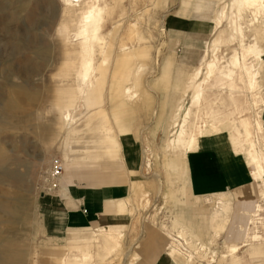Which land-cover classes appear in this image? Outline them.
I'll use <instances>...</instances> for the list:
<instances>
[{"label":"rangeland","instance_id":"374dc122","mask_svg":"<svg viewBox=\"0 0 264 264\" xmlns=\"http://www.w3.org/2000/svg\"><path fill=\"white\" fill-rule=\"evenodd\" d=\"M94 2V0H81L76 4H67L63 0H0V264H59L61 254H65L69 261L80 260L86 251L89 252L88 258L78 263L137 264L132 250L138 243L148 240L147 246L150 249L154 244L151 239L149 240L150 234L163 230L175 233L177 228L173 224V219L178 208L168 197L148 186V182L157 178L156 173L159 174L156 183L159 181L163 188L176 192L186 203V207L193 208L196 218L199 216V210L208 212L218 204L217 200L200 202L198 198L186 193L181 161H179L177 172L172 174L171 182L166 180L161 158L157 154L182 155L187 151L169 148L168 140L163 142L165 135L162 130L157 129L154 135L151 133L160 107L161 91L154 86V83L160 73L161 64L164 60L170 59L174 71L180 67L178 60L169 54L167 42L174 40L171 37L172 34L179 40L188 35L190 40L194 38L191 32L172 33L164 26L165 14L168 10L172 11L176 5L181 6L180 0H164L161 5H156L150 0H124L123 6L129 5V16L125 19L122 28L127 30V25L135 22L137 29H145L146 37L151 44L150 56L147 66L144 65L140 83L142 88L145 85L148 89L152 103L148 108L136 107L135 109L132 102L111 108L110 103L103 98L97 110L101 112L100 116L110 113L115 116L128 114L132 132L135 131L134 134L137 137L144 138V140H137L142 150V172L137 178L145 183L150 193V203L145 208L135 206L137 210L130 215L125 224L126 248L121 247L111 253L101 250L104 242L102 236H106L104 231L96 230L84 235L77 232L72 235L70 234L72 232L67 230L61 237H48L43 233L39 206L44 194L56 192L57 189H49L44 177L54 156L60 157L62 161L67 158L60 151L62 143L66 140V134L60 127L61 123L57 121V117L61 116L65 109L74 110L82 104V96L78 91L80 85L79 39L75 35L82 14ZM98 3L103 7L105 20L102 27L110 47L111 42H115L120 34L107 33V29L110 28L107 21L110 18L106 15L112 7H109V2L105 0H99ZM261 21H264V18ZM262 24H260V30L264 29ZM223 27L225 31L230 30L226 23ZM229 34L230 32L225 33V35ZM235 44L223 47L218 53L221 58L223 57L222 64L226 63L232 49H238ZM188 51L193 50L188 49ZM200 54L204 55L205 60L201 65L203 71L199 80L205 76V62L212 56L211 47L202 50ZM98 57H101L99 49L96 51V58ZM247 60V63L258 61V59L254 61V57H248ZM139 65V63L135 64V67ZM241 76L243 82L237 78L238 86L247 89L245 77L243 74ZM259 80L260 90L264 96L263 64L260 65ZM194 86L195 83L190 84L191 91L196 90ZM220 87L219 80L213 78L206 85L198 107L190 104V93L185 96V106L190 108L188 121L184 127L186 136L195 130L208 129L210 123L225 124L227 128L235 126L238 131L232 130L230 133L237 138V141L243 143V152H246L249 142L244 140L240 127V112L231 103L229 95L219 90ZM221 90L227 89L221 88ZM74 94L77 97H71ZM236 98L238 100L236 105L246 108V97L240 94ZM243 115L249 118L247 132L253 133L249 141L255 140L257 148L264 150L262 132L254 128V109L247 108ZM178 119L175 120L174 127L172 126L171 135L178 134L174 132L179 123ZM169 131L170 129L168 139ZM221 140L222 143L225 141L224 138ZM82 143L84 142H79L75 148L77 150L84 148L80 146ZM206 145L216 147L215 143ZM216 149L227 162L238 158L228 149L217 147ZM84 150L87 151L85 148ZM148 159L151 163L149 168L146 167ZM78 165H88L92 169L100 167L101 170L110 168L114 174H118L110 163L104 161L98 163L78 160L70 163L69 167ZM174 165L176 166L177 163ZM69 167L65 165V172ZM120 176L123 180L126 177ZM254 183L257 193L251 208L237 211L241 205L232 204L233 210L237 212L232 229L230 230L229 227L226 232L218 233L215 239L209 242L196 240L201 243L200 246L205 247L203 251L199 250L202 247L192 244L196 241L181 231L185 239L190 241V246H187V251L183 248L185 252L180 253L178 252V250L181 251L179 244L171 243V236L174 234L170 235V246L175 244L173 249L180 253L179 257L183 255L190 261L188 264L223 263L222 255H227V247L231 242L249 240L250 236L260 234L264 223V183L259 180ZM194 204L203 206L194 208ZM255 214L257 216H254ZM113 238L118 239L120 235H115ZM224 259L226 263L223 264H264V256L250 258L241 253L232 257L228 255Z\"/></svg>","mask_w":264,"mask_h":264},{"label":"crops","instance_id":"0c3cea01","mask_svg":"<svg viewBox=\"0 0 264 264\" xmlns=\"http://www.w3.org/2000/svg\"><path fill=\"white\" fill-rule=\"evenodd\" d=\"M105 1L109 2V7H112L106 15L107 18H110L107 21L110 24L107 33H117L120 35L115 42H111V46L108 49L109 57L95 58V78L92 86H89L82 96V105L76 111L77 114L81 115L80 121L73 129L70 138V141H91L84 142L80 146H84L87 150H96L99 156L89 157L90 155L85 152L84 148L78 149L79 151L75 153L70 152L69 155H62L67 157L63 160V164L66 167H69L70 163L78 160L98 163L104 161L110 163L113 170L118 174H114L110 168L108 170H101L100 167L92 169L88 165L70 166L66 172L63 171L64 174L60 179V185L56 189V192L44 194V198H42L39 206V213L42 230L46 236L61 237L67 230L68 232H72L70 233L72 235L77 232H81V235H84L96 230L104 231L106 236H102L104 242L103 249L101 250L111 253L115 249L126 248L127 242L124 239L126 220L137 210L135 206L142 208L148 206L150 203V193L146 189L145 183L140 178H137L142 172V150L137 140H144V138L137 137L134 134L135 131L132 132V124L128 114L115 116L110 113L100 116L99 113L101 112L97 110V107L102 104L103 98L110 103L111 108L126 105L129 102L134 103L135 109L136 107L148 108L151 106L152 97L146 86L144 85V88H142L140 83L144 65L147 66V60L150 56L151 44L146 37L145 29L139 28L137 30L141 40L135 42L134 47L139 49L143 57L119 58L118 54L121 53L120 45H130L126 41L129 24L127 25V30L122 28L123 23L126 21L125 19L129 16V5L123 6L124 0ZM150 1L156 5H161L164 0ZM223 1L225 0H180L181 6L176 5L172 11H167L164 16L166 30L172 33L191 32L194 34V38L190 40V36L188 35L179 40L178 37H175L173 34L171 35L174 40L167 42V48L170 51L169 54L175 60H178L177 62L180 64V67L174 71L171 60H164L161 64L160 73L154 83V86L161 91V100L156 114L155 126L152 128L151 133L154 135L156 130L160 129L165 135L163 142L168 140L169 148L187 151L182 155L157 154L161 158L166 180L171 182L172 174L177 172L179 161H181L186 193L198 198L197 200L200 202H210V200H217L218 202L208 212H204L202 209L199 210V216L196 218L193 208L186 207V203L176 192H173L169 188H163L159 181L156 183L158 173L155 174L157 178L148 182V186L151 189L161 192L178 208L173 219V224L177 227L175 233L183 231L193 241L209 242L214 240L218 233L226 232L231 227L237 213L233 210L232 204L241 205L237 211L251 208L250 206L256 200L253 198L257 193L254 183L256 180L253 179L250 172L249 145L246 152H243V143L237 141V138L230 133L232 130L238 131V128L235 126L227 128L225 124L210 123L208 129L204 131L202 129L192 131L188 136L184 135L186 134L185 130L181 137L178 134L177 136L171 135L172 126L176 124L175 120L179 118L178 112L181 105H183V113L181 112V119L176 129L179 130V126L183 123L181 121L183 119L182 115L189 108L185 106V96L189 93V102L191 104V97L194 91L190 89V77L193 76L195 70L205 60L204 55L200 54L201 51L206 50L210 46L212 39L218 33H232L230 24L236 12L237 0ZM121 18L123 19L120 20ZM251 18L252 10L245 11L242 20L243 26L246 28L245 34L248 36L249 43H257L263 54L264 29L260 30V24L263 23L262 26L264 27V21H260L259 19L250 25L248 22ZM225 23L229 27V31H225L223 28ZM210 34L211 36L209 37ZM188 49L193 51L190 52ZM175 54L177 55L176 57ZM202 58L204 59L202 60ZM263 58L264 54L261 61L258 60L254 63L258 73L257 79L259 85L260 65H264ZM138 63L140 65L136 68L135 64ZM104 69L105 71H103ZM220 91H225L229 95L231 103L240 112L241 117L239 121L244 140L249 141L253 133L247 132L249 129L247 126L249 118L243 115V113L247 108H253V122L255 124V120L258 117L262 131L258 129L256 124L254 128L262 132V141H264V103L255 108L251 95L249 102L248 90L243 86H241L240 90L236 91L237 93L235 92L232 95L227 90ZM240 94L246 97V108L236 105V102H238L236 96ZM71 97L77 96L74 94ZM222 138L225 139L223 143ZM145 139L149 140L148 138ZM253 141L255 143V140ZM208 143H215V146L219 149H228L238 158L227 162L216 147L206 145ZM64 145L65 141L62 143V148ZM258 151L260 152L259 149ZM154 159L155 162L158 161L156 157ZM147 161L146 167L148 164L149 168L151 163L149 159ZM174 163H177V165L175 166ZM120 175L126 176L124 180ZM208 195H212L213 197L211 198ZM193 207L199 208L200 206H195L194 204ZM175 233L164 230L153 232L149 236V240L151 239L154 243L150 249L147 246L148 240L138 243L132 250L137 264H188L190 261L183 255L180 258V253H177L170 246L169 236ZM262 234L264 240V227L262 228ZM113 235H120V238H113ZM243 241L245 239L240 242L233 241L230 245L240 244ZM107 244L109 245L106 246ZM239 253L250 258L264 256V241L262 243L259 241H249V244L243 247L237 255ZM87 255L89 256L88 251H86V254L85 252L83 253L80 260L69 261L65 257V254H61L59 264H80L78 262H84L88 258ZM226 257L222 256L223 263H226L224 259ZM223 263L218 262L217 264Z\"/></svg>","mask_w":264,"mask_h":264},{"label":"bare ground","instance_id":"6f19581e","mask_svg":"<svg viewBox=\"0 0 264 264\" xmlns=\"http://www.w3.org/2000/svg\"><path fill=\"white\" fill-rule=\"evenodd\" d=\"M63 1L67 4H73V3L76 4V3L80 2L81 0H63ZM94 1L95 2L91 6L88 7L87 11L82 14L80 21H79V28H78L76 35H75L79 39L80 54H79L78 77L80 79V85L78 87V91H79V94L81 96H83V94H84V92H86L87 88L89 86H92V84H93V80L95 78V73H96V67H95L96 51L99 49L100 55L103 58L109 57V55H108L109 51L107 53V50L109 49V43L106 39L104 30L102 27L103 22L105 20V18L103 17V7L98 3L99 0H94ZM235 10H236V12H235L234 18L231 20V24H230V26L232 28V33L229 35H225L223 33H218V34L216 33L217 35L212 39V43L209 46V47H211L212 56L209 60H207L205 62V72H204L205 76L202 75L203 78L201 80H199L200 75L202 74V71H203V67L200 66L199 68H197L195 70L193 76L190 77L191 83H193V84L195 83L194 87L196 88L193 96L191 97V105H193L195 107H198L200 105L203 91H204L206 85L213 78L214 79L217 78L219 80L220 85H221L220 90H221V88H226L227 91L229 92V94L232 95L237 90H240V86H238V83H237V78L240 79L239 81L243 82L241 74H243V76L245 77V80H246L245 86H247L248 92L251 95V100L253 102V106L256 108L259 105L261 106V104L264 103V96L260 90V85H259V82L257 79L258 73H257L256 67H255V64L253 62H249V63L246 62L248 57H254V60L258 59L261 61V59H262L261 58L262 56H260L261 50H260L257 43H255V42L249 43L247 41L248 36L245 34L246 28L243 26V23H242L243 14L247 10H252V18L248 22V24H250V25L254 24L255 21L257 22L259 19L261 21V19L264 18V0H237ZM220 22H222V21H220ZM136 26L137 25L135 22L129 23L126 41H128L130 43V45H128V44L120 45L121 53L118 54L119 58L128 59V58L135 57V56L143 57V54H141L139 49L136 50V48L134 47V43L141 40L140 34L138 33ZM263 35H264V33H263ZM235 43H237L238 49H236V48L232 49L227 60H226V63L222 64L223 63V60H222L223 57L221 58L218 53L222 50L223 47H228L230 45H234ZM227 54H226V56H227ZM203 59L204 58H202V60ZM100 65H101V63H100ZM103 71H105V69ZM182 104H184V103H182ZM81 105L77 109H74V110L65 109L64 111H62L61 116L57 117L58 118L57 121H60V123H61L60 127L63 129L64 133L66 134L65 145L61 150V153L63 155H69L70 152L75 153V152L79 151L75 148L79 142H90V141H70V136L72 135L71 132L73 131V129L77 126V124L80 121L81 115L77 114L76 111L81 107ZM182 109H183V105H181L180 111L178 112L179 117L183 113ZM189 112H190L189 108L184 111V115H182V117H183L182 122L183 123L181 124V126H179V130H177V129H176V131L174 130L175 133L178 132L179 137H181L184 134V127L183 126L188 121ZM178 121H179V119H178ZM255 124L258 127V129H260V131H262V126L260 123V119L258 117L255 120ZM247 126H248V124H247ZM180 127H181V129H180ZM87 132H88V130H87ZM184 135H186V134H184ZM248 142H249V165L251 167V169H250L251 176L253 177L254 180H256V181L259 180V181L264 183V150L259 149L260 150V152H259L254 141H248ZM193 148H194V146H193ZM85 152L92 157H98L99 156L98 153L96 152V150L88 149ZM63 165H64V171H65V164H63ZM147 167H148V164H147ZM47 172L45 174L44 181H46ZM63 174L64 173H62L60 179L62 178ZM257 206L259 207L258 204H257ZM255 209H257V208L255 207ZM262 209H263V207H262ZM254 216H257V214H255ZM261 222L263 223V221H261ZM233 223L234 222H232V224H231L230 230L232 229V225H234ZM255 223H256V221H255ZM236 224H237V222L235 223V225ZM263 227H264V223L262 224V228ZM99 229H101V228H99ZM261 230H260V234H254V235L250 236L249 240L245 239V241H243V243L230 245L228 247L227 255H222V256L223 257H226L228 255L230 257H232L234 255L236 256L238 254V252L243 247H245L246 245L249 244L248 241H256V242L259 241L260 243H262L264 240H263V234H262ZM246 235L249 236L248 234H246ZM228 236L230 237L229 234H228ZM171 239H170L171 243L174 242L177 245L179 244L181 251L178 250V252H180V253L185 252L184 250H182L183 248L186 250L187 246H190V241L189 240L187 241L185 239V237L183 236V232H181V231L178 233H175L173 236H171ZM192 244L196 245L199 248L202 247L199 249L200 251H203L205 248L204 246H200L201 243H199L197 241L193 242ZM108 245L109 244H107L106 246H108ZM174 245L175 244L171 245V248H174ZM110 249H108V250H110ZM85 254H86V252H85ZM187 258H189V257H187Z\"/></svg>","mask_w":264,"mask_h":264},{"label":"built area","instance_id":"2783aa9c","mask_svg":"<svg viewBox=\"0 0 264 264\" xmlns=\"http://www.w3.org/2000/svg\"><path fill=\"white\" fill-rule=\"evenodd\" d=\"M64 171L63 161L60 157L54 156L49 165L46 175V182L49 189H56L60 185V177Z\"/></svg>","mask_w":264,"mask_h":264}]
</instances>
